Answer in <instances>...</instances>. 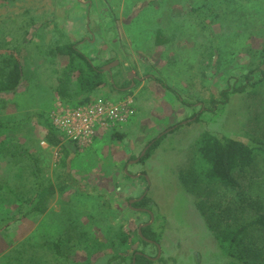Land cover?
<instances>
[{"label": "rangeland", "instance_id": "1", "mask_svg": "<svg viewBox=\"0 0 264 264\" xmlns=\"http://www.w3.org/2000/svg\"><path fill=\"white\" fill-rule=\"evenodd\" d=\"M203 4L214 9L205 22L192 11ZM68 42L102 66L119 61L93 101L130 97L135 113L89 150L71 151L67 169L59 148L41 145L44 131L30 116L50 117L67 62L55 49ZM13 47L25 82L0 92V264H130L136 251L152 257L149 264H224L216 234L264 220V156L255 152L252 165L235 172L239 186L227 188L200 175L198 153L204 132L264 141V85L225 104L211 100L244 74L261 77L264 0H0V63ZM120 63L138 76L131 88ZM37 179L55 193L43 212L14 221L36 203ZM145 190L152 217L130 207ZM150 221L159 253L137 236ZM240 248L263 261L264 226L249 228Z\"/></svg>", "mask_w": 264, "mask_h": 264}, {"label": "trees", "instance_id": "2", "mask_svg": "<svg viewBox=\"0 0 264 264\" xmlns=\"http://www.w3.org/2000/svg\"><path fill=\"white\" fill-rule=\"evenodd\" d=\"M192 11H198V13L203 14L202 18L198 15V19L201 20V22H205L208 19L209 16L207 11H210L212 16L214 13V9L207 8L205 4L193 8ZM208 21L209 22L205 25L206 27H208V24L213 23L214 20L212 18ZM74 45L75 44L68 42L57 46L55 49L56 53L62 54L67 58V62L61 69V73L56 77V85L54 88L55 98L71 107L91 103L95 92L106 83L108 74L107 71L103 70L101 64H97L89 56L76 50ZM107 61H110V59ZM250 73H252V71H250ZM155 80L162 83L159 78H155ZM24 82L25 76L21 62L20 48L13 47L9 50L8 56H4L0 63V92H16ZM259 85H264V70L262 71L261 77L258 79H254L253 76L249 74H244L237 84L229 85L227 88L222 89L219 92L218 98L212 97V103L225 104L229 100L231 94L242 93L248 86L256 87ZM163 86L166 87V89L168 88L169 91L172 90L167 85ZM123 93L125 96L126 94H130L131 91H124ZM122 98L113 101H118ZM199 115V113L196 114V120L199 119ZM30 119H34L42 127L45 142L49 146L60 149L63 154V160L60 164L68 169L67 158L71 153H74L71 151L77 152L74 143L65 140L63 134L55 129L51 123L49 114L47 116L45 112L40 111L30 116ZM0 125L4 126L3 123H0ZM162 137L163 135L155 137L150 141L153 142L146 150L141 161L151 154L160 143ZM198 143V153L201 157L200 175L204 176L210 182H218L227 188H236L239 186V181L235 172L236 170L241 171L246 167L251 166L255 152H259L264 156V141L238 139L228 136L221 138L212 133L204 132L199 138ZM36 183V203L31 206L28 205L24 210H21V212H19L20 215L13 217L14 221L34 212H43L46 207L45 202L47 198L53 195L56 191L54 184L48 183L47 185H42L39 179H37ZM56 184L58 186V191L60 192L68 187V181L66 179ZM0 189H2V184H0ZM146 200L147 199L145 198L142 202L145 203ZM137 204L138 203L135 205ZM138 205H141V203ZM255 225L264 226L263 218L261 217L251 220L239 227L229 228L216 234L220 248L223 250L227 258V262L224 264H264V260L255 261L249 259L246 256V251L240 248L245 238L246 231ZM137 236L143 243L144 240L142 239V236L155 240L157 239L156 235L152 232L150 225L142 227L141 235L137 233ZM126 239L127 234H123L121 241L125 242ZM117 258L118 257H114V259ZM136 264H144V259L138 256L136 258Z\"/></svg>", "mask_w": 264, "mask_h": 264}, {"label": "built area", "instance_id": "3", "mask_svg": "<svg viewBox=\"0 0 264 264\" xmlns=\"http://www.w3.org/2000/svg\"><path fill=\"white\" fill-rule=\"evenodd\" d=\"M133 99L130 97L113 101L100 98L77 107L55 102L50 120L65 140L71 141L80 152L89 150L105 131L118 130L130 123L134 116ZM42 146H47L45 141Z\"/></svg>", "mask_w": 264, "mask_h": 264}, {"label": "flooded vegetation", "instance_id": "4", "mask_svg": "<svg viewBox=\"0 0 264 264\" xmlns=\"http://www.w3.org/2000/svg\"><path fill=\"white\" fill-rule=\"evenodd\" d=\"M86 4L90 7V5H91V3L90 2H86ZM139 175V174H138ZM143 176L145 177V175L143 174ZM145 193H143L140 197H138V198H136L135 200H134V203H133V205H131L130 207L132 208V209H134V210H137L138 212H145V213H147V214H150V216L152 215V213H151V211H149L147 208H146V202L144 203V202H142L143 201V199H147V197L145 196L146 195V190L144 191ZM148 200V199H147ZM146 200V201H147ZM136 203H141V205H135ZM149 222H147V224L145 223V224H142V225H140L141 226V228L142 227H144V226H146V225H150V224H148ZM157 237V236H156ZM142 239L144 240V243L145 244H147V245H154L156 248H157V251H158V253H159V245L157 244V239L155 240V239H152V238H149V237H143L142 236ZM141 257L142 259H144V264H149L148 262H150V261H152V257H150L148 254H146L145 253V251L143 252V251H136L135 253H134V255L132 256V258H131V263L130 264H136V258L137 257ZM159 256V255H158ZM158 256H157V258H158ZM134 261V262H133ZM118 264H122V261L121 262H119Z\"/></svg>", "mask_w": 264, "mask_h": 264}, {"label": "water", "instance_id": "5", "mask_svg": "<svg viewBox=\"0 0 264 264\" xmlns=\"http://www.w3.org/2000/svg\"><path fill=\"white\" fill-rule=\"evenodd\" d=\"M118 64H119V61H118V60H114V61L110 62L109 64L103 66V70L107 71V70H109L110 68H112V67H114V66H116V65H118ZM120 64H121L123 70H124V71H128V73H129V79L131 80V83H130L129 88H131V87L134 85V79H138V76H137L136 72H133V71L130 70V66H128V65L125 64V63H120ZM170 129H171V128H170ZM166 131H168V130H166ZM160 135H162V134H160ZM160 135H159V136H160ZM159 136H158V137H159ZM152 142H153V141H152ZM152 142H150V143L144 148V150L141 152L139 158H136V159L134 160V162L139 161L140 157L144 156L146 150L149 148V146L152 144ZM151 217H152V215H151ZM152 219H153V218H151V221H152ZM151 221H150L149 223H151ZM149 223H148V224H149ZM138 234L141 235V226H139V228H138ZM133 262H134V261H133ZM133 264H134V263H133Z\"/></svg>", "mask_w": 264, "mask_h": 264}, {"label": "crops", "instance_id": "6", "mask_svg": "<svg viewBox=\"0 0 264 264\" xmlns=\"http://www.w3.org/2000/svg\"><path fill=\"white\" fill-rule=\"evenodd\" d=\"M47 144V143H46ZM48 145V144H47Z\"/></svg>", "mask_w": 264, "mask_h": 264}]
</instances>
